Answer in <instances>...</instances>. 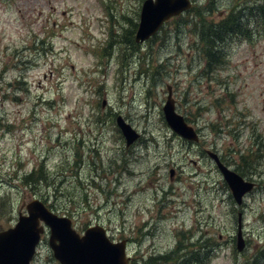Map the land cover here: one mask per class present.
<instances>
[{
    "label": "rangeland",
    "instance_id": "1",
    "mask_svg": "<svg viewBox=\"0 0 264 264\" xmlns=\"http://www.w3.org/2000/svg\"><path fill=\"white\" fill-rule=\"evenodd\" d=\"M144 1L0 0V231L38 198L126 240L129 264L261 260L264 0H193L136 43ZM230 14L251 38H218L225 61H209L207 29ZM169 87L198 142L167 124ZM117 114L141 133L130 147ZM207 150L257 183L241 205ZM49 237L32 264H60Z\"/></svg>",
    "mask_w": 264,
    "mask_h": 264
},
{
    "label": "water",
    "instance_id": "2",
    "mask_svg": "<svg viewBox=\"0 0 264 264\" xmlns=\"http://www.w3.org/2000/svg\"><path fill=\"white\" fill-rule=\"evenodd\" d=\"M191 6V0H145L135 41L142 43L149 39L166 20L180 15ZM163 111L166 121L178 135L188 141H199V134L194 127L176 111L170 87ZM117 124L126 138L127 147L140 137V133L121 115L117 116ZM207 153L223 173L235 201L241 204L244 195L253 189L255 183L230 169L217 153L211 150ZM173 174L172 170L171 175ZM27 212L20 213L14 227L0 232V264H31L45 228L50 229L49 243L60 264H129L126 240L112 241L103 226H90L84 235H80L69 217L58 215L41 199L30 201L27 204ZM241 233L239 225V238ZM241 247L242 244L239 245L240 249Z\"/></svg>",
    "mask_w": 264,
    "mask_h": 264
},
{
    "label": "trees",
    "instance_id": "3",
    "mask_svg": "<svg viewBox=\"0 0 264 264\" xmlns=\"http://www.w3.org/2000/svg\"><path fill=\"white\" fill-rule=\"evenodd\" d=\"M260 10L259 16L260 18L264 19V5H261L258 7ZM254 16H257V13L255 11ZM252 14V13H251ZM251 18V17H250ZM249 18V20H251ZM223 25H218L213 23L208 29V35L212 37V43L210 45V48L207 50L208 54V60L212 62H218L222 63L224 62V57L220 56L221 50L220 48H216L215 41L218 40H228L229 34H232L231 37H239L240 39H250L251 38V30L248 26V20L245 19V17L239 15V17H236L234 14H230L227 19L223 21ZM43 167H40V170H35L32 173L27 174L26 181H29L31 184L34 180L40 182L44 181L45 177H43ZM46 173V172H45ZM35 182V181H34ZM54 206V205H53ZM262 260V261H261ZM261 260L256 258L252 261L251 264H264V253L261 256ZM185 261L179 264H185Z\"/></svg>",
    "mask_w": 264,
    "mask_h": 264
}]
</instances>
